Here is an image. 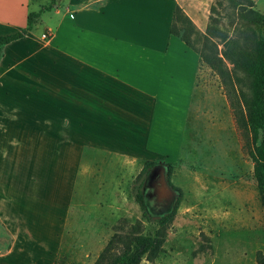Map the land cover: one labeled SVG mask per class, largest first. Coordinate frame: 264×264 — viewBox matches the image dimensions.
Returning <instances> with one entry per match:
<instances>
[{"label":"crops","instance_id":"0c3cea01","mask_svg":"<svg viewBox=\"0 0 264 264\" xmlns=\"http://www.w3.org/2000/svg\"><path fill=\"white\" fill-rule=\"evenodd\" d=\"M27 2L17 3L14 17H0V35L25 28ZM78 3L74 10L51 9L42 33L33 28L2 48L0 147L5 137L17 151L39 152L40 167L30 158V168L57 164L60 175L76 168L85 152L91 164L93 155L116 158L107 164L113 179L101 184L106 195L108 187L118 191L117 170L125 161L177 157L199 61L170 34L172 14L179 6L203 32L206 8L184 0ZM20 180L10 175L7 181L0 172V228L8 236L0 259L16 249L26 264H53L67 210L51 211L44 190L28 194L12 185Z\"/></svg>","mask_w":264,"mask_h":264},{"label":"rangeland","instance_id":"374dc122","mask_svg":"<svg viewBox=\"0 0 264 264\" xmlns=\"http://www.w3.org/2000/svg\"><path fill=\"white\" fill-rule=\"evenodd\" d=\"M79 1L54 0L51 4L50 0H28V12H38L50 5V10H41L36 19L33 27L36 34L42 33L51 22V9L63 10L69 5L67 8L74 10ZM184 1L202 4L206 8L205 23L212 15L230 38L243 37L238 11L247 13L251 9L264 14V0H248L251 6L248 1L237 0L241 5L234 10L222 0ZM19 2L0 0V17H14ZM191 39L193 46L199 48L200 43ZM222 49L218 44V50ZM225 65L231 69L230 64L225 62ZM243 95H249L243 73L232 71L231 82L224 84L216 73L199 66L182 146L177 157L170 161L171 183L180 189L181 201L166 231L161 253L153 260L143 258L139 264H254L257 253L264 251V208L252 178L250 157L257 141L236 120L231 106L234 104L243 111ZM1 144V175L7 181L10 175L22 179L12 185L28 194L37 196L44 190L43 204L51 211L67 210L55 261L93 264L114 236L154 233L155 225L141 217L131 192L142 160L125 161L128 166L117 170L118 191L113 192L114 186L108 187L106 198L107 187L101 184L106 185L113 179L114 169L107 164L110 160L117 161L116 158L93 155V166L91 154L85 152L76 168L60 175L57 164L44 170L30 168V158L38 166L39 152L17 151L13 143L5 142V137ZM165 176L166 167L158 165L150 170L143 187L145 202L154 218L168 212L178 195L166 183ZM6 244V234L0 228V252L5 251ZM122 248L118 244L114 253ZM17 257L15 249L8 258L0 259V264H26L22 257Z\"/></svg>","mask_w":264,"mask_h":264},{"label":"trees","instance_id":"16d2710c","mask_svg":"<svg viewBox=\"0 0 264 264\" xmlns=\"http://www.w3.org/2000/svg\"><path fill=\"white\" fill-rule=\"evenodd\" d=\"M50 1L52 4L54 0ZM222 1L232 10L241 5L237 0ZM248 3L251 6L250 1ZM41 10H50V5L41 8ZM41 10L28 12L26 26L23 30L0 35V57L1 50L5 45L23 38L27 32L33 29ZM212 10L213 7L210 9L211 13ZM237 16L242 21L241 29H239L240 34L243 35L242 38H230L224 34L218 25V20L212 15L208 16L204 33H201L182 9L176 5L169 32L198 55L199 66L203 65L216 73L224 84L231 82L232 71L241 72L246 77L249 95H243L241 98L243 111L237 109L234 104L231 106L236 120L239 124L247 127L252 138L257 141L250 152L252 178L260 197L261 206L264 208V14L249 9L247 13L238 11ZM191 38L200 43L199 48L193 46ZM218 44L223 47L221 51L218 50ZM225 62L231 65V69L226 67ZM158 165L166 167V183L178 195L168 212L154 218L145 202L143 187L150 170ZM172 169L173 166L170 163L143 161L142 167L133 181L131 192L133 201L141 212V217L145 222L155 225L154 233L152 235L130 234L125 238L120 235L114 236L99 253L93 264H139L143 258L153 260L161 253L166 231L174 219L181 201L180 189L171 183ZM6 238L8 243V236ZM118 244H122L123 248L119 253H114ZM53 264L64 263L54 261ZM254 264H264V251L257 253Z\"/></svg>","mask_w":264,"mask_h":264},{"label":"built area","instance_id":"2783aa9c","mask_svg":"<svg viewBox=\"0 0 264 264\" xmlns=\"http://www.w3.org/2000/svg\"><path fill=\"white\" fill-rule=\"evenodd\" d=\"M49 36V33L45 32L42 34V39H46Z\"/></svg>","mask_w":264,"mask_h":264}]
</instances>
